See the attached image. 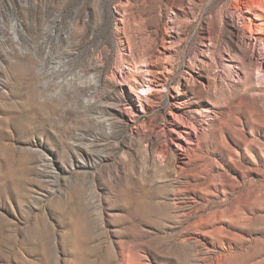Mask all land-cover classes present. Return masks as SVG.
Segmentation results:
<instances>
[{"label":"rangeland","instance_id":"374dc122","mask_svg":"<svg viewBox=\"0 0 264 264\" xmlns=\"http://www.w3.org/2000/svg\"><path fill=\"white\" fill-rule=\"evenodd\" d=\"M249 6L0 0V264H264Z\"/></svg>","mask_w":264,"mask_h":264},{"label":"bare ground","instance_id":"6f19581e","mask_svg":"<svg viewBox=\"0 0 264 264\" xmlns=\"http://www.w3.org/2000/svg\"><path fill=\"white\" fill-rule=\"evenodd\" d=\"M254 6L256 7V5H254ZM254 9L255 8H253V6H249L248 8H246L245 14L253 15L255 17V19H256V20L255 19L254 20L255 21H258V23H256L255 21H252L248 17L247 18L244 17V19L247 20L246 28L251 33L254 32V31H256L257 33H260V34L264 35V22H263L264 21V17L261 15V13L264 12V7L259 6L258 11H259L260 14L257 13ZM234 34L235 33L233 32L230 35V40L232 42V45L230 46L229 50L231 52L235 53L238 56V59H239V62H240L239 65H241V67H244L245 65H247L246 63L252 62V59L247 58L245 52L238 47L237 43L234 41ZM261 68H263V65L262 64L259 65V70ZM150 89H151L150 86H146L145 88H140V91L146 93ZM171 133L176 138V142L178 143V146L179 147H181V141L186 139V137H185L186 135L190 136V138H191V131H189L187 129L186 122L183 121V120H180L179 117H175V119H174V125H173V127L171 129ZM174 134L177 135V137ZM157 139L158 138H151L150 141H149V143L150 144L151 143H158L159 141ZM158 149H159V145H158ZM163 153H164V156L167 157V156H169L171 154V151H170V149H168V147H166L165 148V151H163ZM150 155H151L150 152H148L147 153V161L148 162H153V159H151V156Z\"/></svg>","mask_w":264,"mask_h":264}]
</instances>
